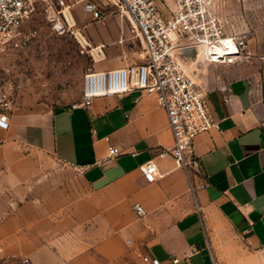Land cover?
Listing matches in <instances>:
<instances>
[{
    "label": "crops",
    "instance_id": "0c3cea01",
    "mask_svg": "<svg viewBox=\"0 0 264 264\" xmlns=\"http://www.w3.org/2000/svg\"><path fill=\"white\" fill-rule=\"evenodd\" d=\"M110 21L115 33L100 29ZM124 23L104 14L62 34L81 40L86 33L98 50L92 70L121 68L144 60V53L134 57L133 42L119 45L133 37ZM93 24L100 26L90 31ZM242 60H202L192 72L220 130L195 138L200 163L191 176L171 155H159L174 135L153 94L100 96L88 106L0 107L9 118L0 125V255L59 264L58 246L76 237L75 247L102 254V264L132 254L139 263L150 255L163 264L174 257L215 264L211 240L224 229L264 251V61ZM150 160L158 166L152 182L140 169Z\"/></svg>",
    "mask_w": 264,
    "mask_h": 264
},
{
    "label": "built area",
    "instance_id": "2783aa9c",
    "mask_svg": "<svg viewBox=\"0 0 264 264\" xmlns=\"http://www.w3.org/2000/svg\"><path fill=\"white\" fill-rule=\"evenodd\" d=\"M218 1L112 0L127 13L133 36L141 39L144 60L121 68L87 72L81 99L75 103L88 106L96 97L121 95L133 90L155 95L166 109L174 135L173 147L162 149L159 155H171L189 176L200 163L194 154L195 138L211 130H220V125L210 113L207 94L176 49L197 45L200 53L204 51L202 60L209 63L232 64L247 56V40L226 33L218 12ZM58 2L64 4V0ZM42 4L50 8L55 5L54 0H0V53L18 48L28 40L25 24ZM86 9L95 20L104 19L97 5L88 3ZM60 12L64 13V10ZM64 15L67 25L63 24L58 31L75 34L74 23ZM10 104L7 91L0 89V107L7 109ZM0 125H9V118L3 113H0ZM118 152L116 147H110V154ZM140 169L147 181L156 179L158 166L153 160L141 164ZM135 210L139 215L144 214L142 205L136 204ZM142 259L147 264H163L159 258L150 255H144ZM24 263L35 264L28 258ZM171 263L181 264V259L174 257Z\"/></svg>",
    "mask_w": 264,
    "mask_h": 264
},
{
    "label": "rangeland",
    "instance_id": "374dc122",
    "mask_svg": "<svg viewBox=\"0 0 264 264\" xmlns=\"http://www.w3.org/2000/svg\"><path fill=\"white\" fill-rule=\"evenodd\" d=\"M88 3L97 5L107 17L125 18L124 24L130 27L133 36L127 13L112 0H64V4L54 0L52 8L39 5L25 24L28 40L18 48L0 53V89L7 91L11 103H44L64 107L81 99L84 76L94 68L95 61H99L96 59L98 50H95L86 33L78 40L75 36L60 33L58 29L63 24L67 25L64 14L75 27L83 21H95L86 9ZM218 12L227 34L240 35L247 40V56L242 61H264V0H219ZM96 26L100 24H93L90 31ZM100 29L117 31L113 21L101 25ZM128 42L134 43L133 51L138 54L134 57L140 59L144 53L141 39L133 36L118 43L126 45ZM183 62L191 73L198 72L203 64L202 60L196 64L193 61ZM62 242L58 246V253L63 259L59 264L103 263L102 254L92 253L89 248L78 250L75 247L80 242L78 238L65 237ZM211 250L215 264H264V251H252L242 238L228 229L212 238ZM26 258L33 261L26 256L4 254L0 255V264H25ZM124 261L120 264H147L142 256L139 263L137 255L133 254L126 255Z\"/></svg>",
    "mask_w": 264,
    "mask_h": 264
},
{
    "label": "water",
    "instance_id": "95a60500",
    "mask_svg": "<svg viewBox=\"0 0 264 264\" xmlns=\"http://www.w3.org/2000/svg\"><path fill=\"white\" fill-rule=\"evenodd\" d=\"M176 52L183 61H187L186 63H188V61H193L195 64L200 62V49L197 45L178 47Z\"/></svg>",
    "mask_w": 264,
    "mask_h": 264
},
{
    "label": "bare ground",
    "instance_id": "6f19581e",
    "mask_svg": "<svg viewBox=\"0 0 264 264\" xmlns=\"http://www.w3.org/2000/svg\"><path fill=\"white\" fill-rule=\"evenodd\" d=\"M232 46H234L232 43H231ZM204 55V51H202L200 54H199V57L202 58Z\"/></svg>",
    "mask_w": 264,
    "mask_h": 264
}]
</instances>
